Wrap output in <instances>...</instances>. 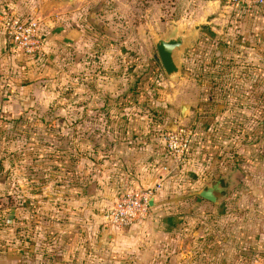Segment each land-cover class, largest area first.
Returning a JSON list of instances; mask_svg holds the SVG:
<instances>
[{"label":"crops","instance_id":"obj_1","mask_svg":"<svg viewBox=\"0 0 264 264\" xmlns=\"http://www.w3.org/2000/svg\"><path fill=\"white\" fill-rule=\"evenodd\" d=\"M192 1L197 7L194 20L176 18L163 32L152 35L153 46L154 37L166 33L177 21L187 31L203 28L200 38L219 37L213 42L223 54L229 49L232 51L230 56L206 60L197 105L193 102V92L185 90L178 96L170 89L189 78L188 69V77L176 81L159 76L158 86L166 93L164 99L159 96L162 101L158 104L162 109L156 111L157 116L152 120L136 113L127 115V121L123 120L113 103L128 92L126 81L119 77L120 86L113 88V77H106L105 72L100 76L93 71L92 56L103 65L111 59L105 50L108 41L97 42V32L105 35L111 31L110 15L122 19L121 3L112 11H90L86 16L88 24L77 15L79 8L71 10V7H53L57 18L40 23L47 62L62 58L60 66H64L71 56L72 66L77 69L71 89V110L77 135L73 136L77 138L73 142L82 149H77L79 164L72 184L73 194L69 202L57 199L54 214L32 195L30 183L24 188H15L41 207L39 211L33 210L31 201L18 213L24 220L22 253L11 244L7 249L1 247L0 264H147L150 261L171 264L174 261L171 258L178 254L177 235H185L191 220L177 213L176 208L188 207L193 199L200 200L207 213L222 206V215H206L203 220L207 225L215 219L219 225L213 238L217 240L215 264H225L223 258L230 252L232 255L238 252V264H264V6L234 9L229 8L228 0ZM96 2L99 0H82L80 4L93 6ZM9 4L10 0L6 5L9 10L0 8V13L14 14ZM230 17V25H227ZM100 20L108 24L102 22L104 26L99 27ZM226 36L231 39L224 40ZM209 42L204 39L199 44L207 49ZM11 45L0 25V82L4 75L11 85L0 90V120L8 122L6 152H0V157H4L1 161H7L5 169L0 164V201L9 202L8 224L12 220L18 222L20 217L16 212L13 214L12 198L8 197L16 192H6L5 181L21 170L24 174L33 170L31 164L25 165V160L32 158L31 145L36 142L31 138L34 136H22L25 134H20L19 129L31 127L30 123L42 129L52 112L63 114L66 110L65 106L55 108L48 102L51 92L45 84L53 78V69L42 64L36 66ZM192 50L182 58L184 69L188 52ZM191 61L192 57L187 63ZM86 64L88 68L84 72ZM214 73L217 78L210 76ZM160 93L163 94L159 90ZM177 109L180 120L205 123L200 130L194 129L183 175H180L181 167H175L168 159L164 135L175 127L173 119ZM117 118L119 125L115 126ZM35 129L33 132L37 133ZM17 143H21L24 150L22 159L20 146H15ZM17 159L24 160L22 168L10 163ZM194 180L186 195L180 193ZM161 181L162 189L154 198L150 216L143 225L125 230L106 226V216L119 191L146 189ZM215 185L222 192L218 205L191 196ZM4 204L8 205L7 201ZM100 207L106 209L104 218L93 213ZM225 219L232 220L235 237L231 244L224 237L229 229L223 231L221 227ZM1 240L5 239L0 234ZM19 256H22L21 263ZM218 258H221L220 263H217Z\"/></svg>","mask_w":264,"mask_h":264},{"label":"rangeland","instance_id":"obj_2","mask_svg":"<svg viewBox=\"0 0 264 264\" xmlns=\"http://www.w3.org/2000/svg\"><path fill=\"white\" fill-rule=\"evenodd\" d=\"M7 1L9 0H0V8L9 10L8 6H6ZM59 1L60 0H10L9 5L11 11L14 12L16 16L25 19L33 18L40 24L45 19H49L45 21L50 22L52 18H57L56 9H53V7H50L49 5L52 2ZM80 3H82V1L71 7V10L79 8L78 13L80 14L77 13V15L84 24H88L89 22L86 16L90 11L93 10L96 11V13H100L99 10L112 11V8H116L117 3H121L123 12L122 19L118 20L115 19L116 17L110 15L108 18H111L109 20V23L112 27L111 31L105 35H103L101 32H97V42L108 41V44H106V49H104L106 50V55L110 56L111 59L103 65L99 61H94V58H92L94 56H92V66L94 67L93 71L100 74V76L101 73L105 72L106 77H113V88L120 86L119 77H121L123 81H126L128 92L126 95L119 97L113 103V105L116 104L117 106V112L120 110L123 120L126 119L127 121L128 116H134L135 113L142 117L147 115V119H154V116H157L156 111L162 109L158 104L162 101L159 96L164 99V95L166 93L165 89H162L158 86L159 76L164 79L166 78L159 61L154 60L157 53L153 46L152 35L163 32V30L168 28L170 23L176 18L179 19L185 17L187 18V21L194 20L195 9L197 8L194 4V1L99 0V2L93 4V6H88L87 3ZM228 6L229 8H232L229 3ZM228 11H230V9ZM230 21L231 17L229 18L227 25H230ZM102 22L108 24V21L100 20L98 22L99 27L100 25L104 26L102 25ZM202 35L204 34L202 33ZM218 38L219 37H214L212 35L201 36V41H204V39L210 40L206 46L207 49L203 47L202 44H199L201 42L200 41L194 45V49L192 51L188 52L189 57L186 60V68L184 70H189L191 74L189 78H184V82H181V84L177 85L176 87L170 88L174 90L173 93L175 95L178 94V96H181L185 90H188V93L193 92L194 104L197 105L200 102L198 101V97L201 96V73H203V67L206 60L208 59L207 61H215V59L219 57L227 55L230 56V52L232 51V49H229L227 52H225L226 54H223L220 51L218 45L216 47V44H214V42H217L216 40H218ZM227 39H231L230 36H226L224 40ZM11 46L14 50L19 51L14 45ZM24 57L28 61L33 62V64L36 66L42 64L53 69V78H49V83L45 84L49 88L48 91L51 92V96L48 97V102L51 103L55 108L59 106H65L66 110L63 112V114L52 112L47 118V124L42 125V129L40 127H34L33 125H36L34 123H30L31 127L27 125L25 128L21 127V129H19L20 134H25L22 136H28V138L34 136L31 138L32 142H36V144L33 143V145H31L33 149L32 158L29 159L26 157L28 160H25V165L31 164L33 170L31 172L27 171L25 174L21 170L15 176L11 178L9 177V180H6L7 182L5 181L6 192L13 190L16 192V195L10 194L11 196L8 197L12 198L10 201V206H12L11 209L13 210V214L16 212L20 218L18 222L12 220L8 224V216L10 211L8 207L9 202L7 199L3 200L4 198H2L3 202L0 201V234L4 236L5 240H3V242L1 240L0 248L4 247L7 249L8 244H11L16 246V249H19L20 252L22 251V240L24 239V220L23 217H21L18 213H22V209L25 207V205L31 201L34 202V199L24 197L22 192H19L15 188L20 186H23L24 188V185L30 183L31 187H29V191L32 192V195L37 196L38 201H43L41 206H44L46 209L50 207L51 214H54L56 210L54 205L57 203V199L69 202L68 198L73 194L72 190L74 188L72 189V184L73 180L76 178V168L79 164V159L76 158L77 149L79 146L76 142H73L77 141V138L73 139V136L77 137V135L72 120L71 89L73 87V79L77 76L75 74L77 69L76 67L73 68L72 66V57L70 56L65 60L67 64L64 66H60L62 58H60V61L56 58L54 60L56 63L54 61L48 63L45 51L44 54L39 58H31L27 56ZM190 57H192V61L188 64L187 61ZM87 65L88 64L84 66V72L87 71ZM207 66L210 67L211 64H208ZM80 69H83V67ZM56 70L57 72H54ZM210 76L217 78L215 73L210 74ZM205 77L208 78L209 74H205ZM5 80L6 79L3 75V79L0 82L1 91H4L6 88L11 86L9 85V81L6 80V82H4ZM16 83H20V81H16ZM123 83L125 84V82ZM159 90L163 94H159ZM179 113V109H177V111L174 113L175 116L173 122L175 127L173 130H175L179 125L182 127H187L188 129H192L194 132V129L200 130L202 125H205L204 121L201 122L199 120H193L194 122L182 121L179 119ZM135 118L140 120L138 117ZM114 124L115 126L119 125L118 118L115 119ZM7 126L8 122L1 119V153L6 152ZM34 129L39 135L33 132ZM84 130L86 131L87 129ZM170 131L172 130L167 132ZM29 132L33 133H30V135ZM166 134L167 133L165 132L164 135ZM37 136L42 138H35ZM15 146H20L21 149L22 144L17 143ZM23 154L24 150L21 149V159L23 158ZM1 159H4V157H0V164L2 163V169H5L7 161H1ZM21 159H17L16 161L12 160L10 163H13L12 166H19V168H22V166H24V160ZM186 167L187 166L185 165L184 167L180 168V175H183L182 173L186 172ZM35 169H38V172H36ZM195 182V180L194 182H191L189 184L190 186L185 187V189H188L182 190L180 193L186 195ZM6 201L8 205L4 204ZM188 204V207L183 208L182 206H179L176 208L177 213H182L185 215V217L191 218V220H189L190 227H187L188 230L186 231L185 235H177V242L179 243V248H177L178 254L176 253L175 257L171 258L174 260L171 262V264H215L217 258L215 249L217 240L213 238L216 237L215 233L217 229H219L217 228L219 225H216L215 219L212 220V223L207 225L203 220L206 215H213L214 217H216V215H222V206H219L218 210L212 208L213 211L207 213L204 209V204L200 200L193 199L192 204ZM41 206L40 204H35L34 202L32 208L33 210L37 209L39 211ZM105 212L106 209L103 210L102 207H100L98 210H93V213L101 218H104ZM231 221L232 220L227 221L225 219L223 224L224 227L221 226L223 231L229 229L226 231L227 236L224 235V237H227V242L230 244L234 242L235 237L233 234L234 232H232ZM82 229H85V227L82 226ZM228 254L229 255H227V257L223 258L225 264L239 263L238 252H234V255H232L231 252ZM21 258L22 256H19L20 263L22 262ZM245 258L246 257H244V262L247 263V258ZM152 262L153 261H150L147 264H152ZM220 262L221 258H218L217 263ZM168 263L169 262L167 261L165 262V264Z\"/></svg>","mask_w":264,"mask_h":264},{"label":"built area","instance_id":"obj_3","mask_svg":"<svg viewBox=\"0 0 264 264\" xmlns=\"http://www.w3.org/2000/svg\"><path fill=\"white\" fill-rule=\"evenodd\" d=\"M234 9L243 6L262 7L264 0H228ZM0 25L4 35L24 56L41 57L45 44L40 32V24L35 19H23L13 13H0ZM194 132L187 127L177 126L165 136L166 153L177 168L188 163V153ZM164 171H169L164 168ZM163 186V181L149 188L119 191L106 216V226L115 230H125L143 225L150 216V200L154 199Z\"/></svg>","mask_w":264,"mask_h":264},{"label":"water","instance_id":"obj_4","mask_svg":"<svg viewBox=\"0 0 264 264\" xmlns=\"http://www.w3.org/2000/svg\"><path fill=\"white\" fill-rule=\"evenodd\" d=\"M82 0H67L50 3V7H72ZM203 30L201 27L193 28L187 31L179 25L177 21L172 23V27L164 34L154 37V46L156 50V59L159 61L165 76L176 81L188 76V72L184 70L182 58L188 50H192L194 44L200 40L199 33ZM174 129V128H173ZM192 197H197L208 201L214 205H218L222 198V192L218 185L212 188L193 193ZM154 199L150 200V207H153Z\"/></svg>","mask_w":264,"mask_h":264}]
</instances>
